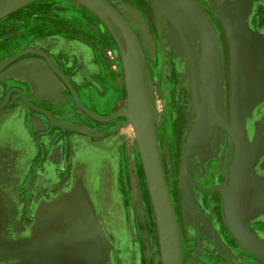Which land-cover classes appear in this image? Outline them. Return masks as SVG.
<instances>
[{
	"label": "rangeland",
	"instance_id": "rangeland-1",
	"mask_svg": "<svg viewBox=\"0 0 264 264\" xmlns=\"http://www.w3.org/2000/svg\"><path fill=\"white\" fill-rule=\"evenodd\" d=\"M108 1L115 6V8L120 12V14L124 17L131 28L136 32L140 39V44L143 45L145 52H149L146 57V61L148 62L147 64H144V83L152 107L158 114V119L156 118V126L158 131L160 151L166 169V178L171 188L173 186L176 187L177 178H179V181L183 186L184 214L186 216L187 222L193 230H203V221L199 217L194 216L190 210L189 197L192 196L196 214H201L202 208L197 203L198 196L201 193H206L210 196L216 195L218 191H220V188L211 187L204 189L200 187L201 174L199 170L203 169V166H201L202 163H204V166H206L208 161L222 160V162L226 164L225 170L227 175H229V173H231V168L228 164L232 163L234 161L233 158H235L236 153L238 155V153L240 151H243V149L244 151L246 149L251 150L252 154L251 156V154L248 153L249 156L244 164H246L248 160L253 157V159L255 160L257 158V161L264 158V136H262L264 135V87H262L260 91L252 93L248 101H245L242 82L243 74L241 72L240 62L238 61L239 63L237 69V62L233 61L232 44L229 40L227 30L223 24V15L219 17V15H217L215 10L212 8V5L208 3L207 0H204L202 6L203 10H206L204 11L213 24L214 20L217 19L216 23L219 27H221L223 35L222 38L221 34L219 33L220 40L218 38L221 51V77L219 80L217 92L218 112L226 122L232 124L233 126L235 125L234 128H236L240 133L241 140L240 142L235 141L228 131L220 128L218 125H214L212 127L211 133L208 136V139L206 141H203L202 143L200 140L203 137L199 140L198 135L199 130L201 129H199V126L197 125V119L202 108V103L200 102L203 101L202 89L204 83V75L197 66V62L201 53V40L199 34H196L194 39L190 42L184 36L179 35L174 30L171 23L161 13L158 12L157 23L161 31V35L163 37V33H166V31H168L170 35V44L176 49L173 53L175 56L174 58L172 56V52H170V49H172L171 45H167L168 43L166 41H164V43H161L157 34L152 31V24L149 23L150 26L149 24L145 26L144 21L140 19L141 16L138 15L136 8V5L139 6L137 2H134L133 0ZM39 2L43 4H49L52 7L53 11L48 14V16L51 17L50 19H57L65 23L62 27V30L56 29L51 32H53L54 34H56L57 32V35H53L57 43V46H55L56 48L54 49L55 51L61 49V51H59L60 53H62V60L60 61V63L68 72L70 79L74 82V84L78 85H80L83 80H85L84 82L89 83V88H91L93 92L102 95V85L98 79L99 68L94 58L95 50H97L98 46H96L97 42L94 41L103 43L101 49V58L107 62L109 68L112 71H114L116 63L120 61L118 47L102 18L94 10L78 0H40ZM145 3L146 6L150 4V6L152 5V7H154L152 0H145ZM224 5L226 8L228 7L227 9H230L234 13L232 18L230 19V22H232L235 27L244 35L243 37L249 36L253 40H260L264 42V0H224ZM38 12L39 13H37V15L49 13L48 9H38ZM16 13H13L12 15ZM77 13L79 15H77ZM83 20L85 22L88 21L89 23H84ZM4 21L5 19L0 21V23ZM26 29L27 28H25V30ZM82 29H84L85 31ZM68 30H73L74 32V40L77 42H75L74 44L79 49V52H77L79 54V57H82L83 59L84 56L89 58V60L87 59L89 61L88 64L90 65H88L89 67L85 68L83 64L69 63L65 50L68 46L66 47V45H64L63 37L61 36L64 32L69 33ZM12 31H14L15 33V29ZM26 31L29 32V28ZM10 33L12 34H6L4 36L9 37L14 34L11 31ZM91 33H93L94 35H92ZM29 35H31L32 38H38L37 34L34 31L30 32ZM85 35L90 38V53L88 52V56L84 52V49H82L83 47L81 48V46L78 44L81 43L83 45L89 46V41L87 42L86 38H83L85 37ZM4 36H2L1 39L4 38ZM91 39L93 40L91 41ZM9 40H7V42L5 43H0V47L11 44V41ZM224 42L227 45V48L229 43V50L226 49ZM59 44L61 47L58 46ZM86 49L88 48L86 47ZM14 50L15 49L10 47L8 50L3 51V53L0 52V56H3ZM73 53L75 52L71 51V53L68 54L70 56L73 55ZM78 63H81V61L79 60ZM182 65L185 66L184 70ZM175 67H180V73L178 72L177 76H175L174 73L176 72L174 71ZM189 68L192 69V71L186 70ZM77 75H79L78 80H76ZM113 80L114 86H116V89H119V96H117L116 98L114 97V105L109 111H107L108 109H105L104 111H97L91 103H88L85 98L82 97V93L78 88L81 101L82 99H84L85 101L83 100V103L94 108L97 112L100 113H111L114 107L116 108V110H127V90L124 81L125 79H123L121 71L116 72ZM195 81L199 85L198 88H195L194 86ZM80 87H82V85H80ZM185 88L189 91L186 92ZM175 94L178 96L175 97ZM63 97L65 99V96ZM61 100L63 99H60V101ZM63 107L66 108V105H64ZM75 108L77 110V113L74 117L73 115H71L69 118L64 117L61 119L70 121V123H63L60 121V124L67 125V127L64 128L69 129V131H72L76 134H86L85 132L88 131L84 130V126L80 122L81 118L79 114H81L82 118L83 115L85 117L88 115H86L76 103ZM174 109L176 110L177 115H174ZM89 118L92 119L91 117ZM118 118V120H120V123L117 126H114L115 123H112V121L116 120H111L108 122H100L95 120V124L98 127H110L112 128V130H117V135L115 134V136H111L109 138V140L111 139L110 142H113V146H111V148L114 150L109 154L111 171L114 175L113 187L111 186L112 179L111 172L109 170L110 166L108 167L106 163L101 162L100 169H98L95 173L98 176L100 175V190L108 200L104 201L103 199L101 200L102 202L99 201V204L102 203L103 207L102 212L100 211V214L98 216L101 221L99 224L100 233L103 237L105 246L108 248L106 251V264H111V262L115 263V261L116 264H150L153 253L154 264H161L157 232L154 225V215L146 191L147 189L145 185V178L143 176V172L141 171L140 156L135 149L134 141L136 135L130 121L126 117L119 116ZM170 118L176 121H180L182 125L180 132L181 137L177 142V145H179L180 148L179 157L181 158L179 160L182 159V155L183 157L186 155V153L188 155L187 168L185 171H183L181 168L179 177L178 166L176 167V170L174 169L170 142L166 137L163 126L159 124L160 120L162 123V121H165V119L169 120ZM92 128V130H97L94 127ZM61 132L63 131L61 130ZM241 132L243 133L241 134ZM89 134L92 133L90 132ZM88 139L91 143L102 142L96 139L93 140V138H90V136L88 137ZM131 145L134 146V150L132 152L135 161V174L140 189L141 199L139 200V205H141L143 208V224L142 222H140L139 214L137 212V203L132 190L130 174L131 172L127 156V151L131 148ZM116 147L117 150L115 152ZM239 155H241V153ZM238 158L242 160V155ZM233 163L234 166H237V168L234 169L235 171L242 168H238L239 164L236 161ZM197 171L199 175L197 174ZM184 177H188L193 181V187L192 185L190 187L187 185L188 183L186 182ZM88 182H86L85 184H87ZM205 185H208V183H205ZM223 186L226 187L225 184ZM77 187L79 190H82L80 184H78ZM111 188H113V198L117 202H119V207L116 204V201L109 199ZM77 204H79V206L81 207H85L87 211V217L92 220V218L94 217V207L91 205L93 203L87 202L85 204L83 201L78 200L76 197L75 206H78ZM75 214H79V212L76 211ZM207 236L212 239L213 235L208 231ZM183 244L185 248L184 257L186 263V261H188L191 257L190 252L193 248V244L191 243V235L189 234L187 227L184 228ZM153 245L154 252L152 251ZM187 247L189 248L187 249ZM147 249L150 250V254L148 257L146 255ZM196 259L197 258L194 256V262L196 261Z\"/></svg>",
	"mask_w": 264,
	"mask_h": 264
},
{
	"label": "crops",
	"instance_id": "crops-1",
	"mask_svg": "<svg viewBox=\"0 0 264 264\" xmlns=\"http://www.w3.org/2000/svg\"><path fill=\"white\" fill-rule=\"evenodd\" d=\"M38 9L52 7L41 2L30 4L23 8L19 22L31 26L38 17L48 22L51 11L37 15ZM49 37L44 43L56 44V39ZM40 44L39 40L26 42L0 56V65L17 51L34 47L44 50ZM71 57L83 61L76 52ZM51 73L42 58L26 54L0 74V264H104L105 244L96 215L103 206L93 199L97 197L100 180L90 179L88 184L94 207L92 220L84 213L75 214L76 195L71 190L75 172L69 168L73 163L67 154L69 144L72 146L75 140H84L96 149L99 145L91 143L88 135L76 134L60 124L59 119L66 117L64 112L74 109V102L69 105L67 92L58 80L50 77ZM53 88L55 98L45 93ZM84 129L91 130L87 125ZM253 175L254 182L244 186L248 206L245 221L250 225L244 239L252 250L238 240L244 253L239 259L241 264H264V245L260 246L264 244V180ZM219 190L226 214L227 190ZM60 198L61 204H55L54 200ZM75 226L91 233L86 235L83 231L89 238L86 245L73 238L71 231ZM257 239L260 243H256ZM153 256L154 253L152 264Z\"/></svg>",
	"mask_w": 264,
	"mask_h": 264
},
{
	"label": "flooded vegetation",
	"instance_id": "flooded-vegetation-1",
	"mask_svg": "<svg viewBox=\"0 0 264 264\" xmlns=\"http://www.w3.org/2000/svg\"><path fill=\"white\" fill-rule=\"evenodd\" d=\"M197 1L200 3L201 6H203L204 0L203 1L202 0H197ZM149 6H150V4L148 5V9L150 11L149 18H148L147 16H145L144 12L136 5L137 13H138V15L141 16L140 19H142L144 21L145 26L147 24L151 23L152 27H153L152 31H154L157 34V36L159 38V41H161V43L162 42L164 43V41H166L168 43L167 45L170 46L171 44H170L169 32L166 31V33H163V37H164L163 38L162 35H161V31L159 29L158 23H157V18H158V12L159 11L156 10L154 7H152V5L150 7ZM23 11L24 10L22 9L21 11L17 12L16 14L7 17L4 22L0 23V43L7 42V40H9V38H10L9 41H11V43L13 41H15V40L20 39L21 36H23V35L28 33V31H26L28 28H29V32L37 31L36 27L38 26L39 22H43V18L42 17H38L39 19L34 21L33 25H31V26H29L28 23L26 24V26H22V23H20L19 21H20L21 16H23L22 15ZM48 11L52 12L53 9L52 10H48ZM47 19H48V23L49 24L51 23L52 25H59L60 26L62 24H65L62 21H59V20L57 21V19L53 20V19H50V18H46V20ZM40 20H42V21H40ZM44 22H46V21L44 20ZM216 22H217V19L214 20V26L216 27V29L218 31V35H219V30H218L219 26L217 25ZM17 26H21V27L15 28ZM149 26H150V24H149ZM25 28H27V29L25 30ZM30 28H31V30H30ZM14 29H15V33H14V31H12ZM10 31L13 32L14 34L9 36V37H7V36L5 37L4 35H6V34H12V33H10ZM68 31H69V33L64 32L61 36L63 37L64 44H65V42H67L66 47L68 45L69 48H72V45H74V43L76 42L74 40L75 36H73L74 35L73 30H68ZM35 33L39 34L37 32H35ZM135 34H136V32H135ZM53 35L54 36L57 35V32H56V34H54L53 32L50 31L46 35H43V34L42 35H37L38 38H36L35 40L38 39L41 42L40 46H42L44 50H41L40 49L41 47L40 48L34 47V48L25 49V50H22V51H17L13 56H11L7 60H5L0 65V67L3 66V65H6L0 71V74L3 73V71L6 70V68H8L11 64L15 63L23 55H26V54H35L37 56L39 55V57L42 58L43 62L50 67L51 72H52L50 74V77L54 78L55 80H58L61 83V86L65 89V92H67L66 96L68 97L67 102L69 103V105L74 102V109L70 108V110L68 112L65 111L64 112V116H66V117L68 116L67 118H69L71 115H73V117H74L75 114L77 113L76 112L77 110L75 108V103L76 102L74 100V97L72 96V93H70L68 91L67 87L63 84V82L58 77V75L53 71L52 65L48 64L49 61L47 62V59L44 56H42L41 54L35 53V52H41V53L47 55L48 57H51L53 59V61H55L56 66L62 72L66 73L67 76L70 78V76L68 75V72L63 68V66L61 65L59 59L57 58V54L58 53H56L57 51L55 52V49H54V48H56L55 46H57L56 45L57 43L56 44L53 43V46L49 45V47H48V45L44 46V42H46V40L48 38H50L49 36L53 37ZM2 36H4V38L1 39ZM28 36L31 37V35H28ZM136 36L139 39L137 34H136ZM89 39L90 38L86 39L87 42L89 41ZM139 42H140V39H139ZM78 44L81 46V48L83 47L82 49H84V52L88 56V52H89V49H90V41L88 42L89 46L83 45L81 43H78ZM8 45H10V44L4 45V46H8ZM141 46L143 48V52L145 54V57H147L149 52H147V51L145 52L144 47H143L142 44H141ZM86 47L88 49H86ZM171 47H172V49H170V52H172V56L175 58L173 53L175 52L176 49L172 45H171ZM28 50H36V51L35 52L26 53ZM228 50H229V43H228ZM24 52H25V54H22ZM87 59L89 60V58L84 56L83 61L81 60V63H78V61L76 62L74 60V58H72L71 55H70L69 58H68V61H69V63H74L75 62L76 64H83L85 66V68H87V67L90 66L88 64L89 61ZM55 64H54V66H55ZM182 67H183V70H184L185 66L182 65ZM190 68L186 69V70H191L192 71V69H190ZM174 71H176L174 73H175V76H177L178 72L180 73V67H178V68L175 67ZM78 79H79V75L76 76V80H78ZM185 91L187 92L189 90L188 89L186 90V88H185ZM45 93H47L48 95H51L53 98H55L54 95L56 93V89L53 88L52 90H48V91L45 90ZM194 95H195V93H194ZM176 96H178V95L175 94V97ZM61 99H63V100H61L60 103L62 101H64V98H61ZM83 105L90 112H92L94 115H96V116H98L100 118H106L108 116L113 115V113L118 111L114 107L111 113H100V112H97L94 108H93L94 111H91L89 109L90 106L87 107L85 103H83ZM102 114H106V115H102ZM79 116L81 118L80 122L82 123V125L84 127L87 125V126H89L91 128V130L84 129L85 131H88V132H85L86 135L90 136V138H93V140L96 139L98 141H102V142L96 143L97 145H99V147L96 149V148L92 147L88 142H86L84 140H80V139L78 141L75 140L72 146L69 144V148L67 150L68 159L70 158V160H72V163H73V165L71 164L72 166L70 165L69 168H72V170H74V172H75L74 173L75 175H72V180H74V181H73L71 190H74L75 195H76L78 200L83 201L86 204L89 201L92 202L91 193H90V186L88 185L89 184L88 181L90 179L95 180L96 178H97V180H100L99 179L100 175L98 176L95 173H96V171L98 169H100L101 162L106 163L108 165V167L110 166L109 170L111 172V179H112L111 186L113 187V185H114V183H113L114 175H113V173L111 171V165H110L111 163L109 162L110 161L109 154L112 153L114 150L111 148V146H113V142H110L111 139L109 140V138L111 136H115L116 131L112 130V128H110V127L101 128V127L96 126L95 119L92 120L88 116L85 117L83 115L85 117L84 120L81 117V114H79ZM61 119H59V121H61L63 123H70V121H65V120H61ZM118 119L116 121H112V123H115L114 126H117L120 123V120H118ZM113 120H115V119H113ZM227 124L229 126H233L232 124H230L228 122H227ZM92 127L96 128L97 130H92L93 129ZM99 129H101V130H99ZM234 129H236V128H234ZM61 130L62 129L60 127V132H61ZM90 132L92 134H89ZM180 134H179V139L181 137ZM116 150H117V147L115 148V152H116ZM179 150H180V148H179ZM240 150H242V149H240ZM183 151H184V149H183ZM246 151L248 152L247 149H246ZM234 156H235V154H234ZM236 158H237V153H236L235 158H233V160H234L233 162H235V161L237 162L238 161V159H236ZM233 162L228 164L229 167L231 168V173H229V175H227L226 170H225L226 164H224V162H222V160H220V161L211 160V161H208L206 166H204V163H202V165H201V166H203V169L199 170V172L201 174L200 187H202L204 189L205 188H211V187H217V188L226 189L227 190V195H226L225 199H227V206L226 207L228 209L227 210V214H225V201L223 200V197H222L220 192H218L216 195H213V196H210V195H208L206 193H201L198 196V198H197V203L202 208L201 209V214L200 213L196 214V212L194 210L192 196L189 197L190 210H191V212L193 213L194 216L199 217L203 221V223H202L203 224L202 225L203 226V228H202L203 230H201V229L199 231L196 230V229L193 230L192 227H190L189 223L187 222L186 216L184 214L183 186L180 183L179 178H177V184L178 185L176 184V186H178L179 196H180L179 219H180V223H181L183 242H184V228L187 227L188 231H189V234L191 235V243L193 244L192 251L190 252L191 253V257L189 258L188 261H186V263H185V257H184V264H241L239 262V259H240V257H242L244 255V253L242 252V250L238 246V242H239L238 241L239 240L238 237H240V236H238V234H236L235 231H236V228L238 226H240V225L244 226L247 230L250 227V225L247 224V222L245 221V214H246V212L248 210V206L246 205V193H247V191L244 189V186H247L249 184L247 182L251 183V181H253V179H252L254 177L253 174H257L258 176L263 178L262 180H264V158L259 159L258 161H257V159L255 160V159L251 158V159L248 160V162L246 164H244V163L242 164V162L239 163L238 168L242 167L241 169H239V171L238 170H236V171L234 170L235 168H237V166H234ZM232 167H233V170H232ZM244 170H246V172ZM178 171H179L178 172V177H179V174H180V171H181V160H179ZM249 171H250L251 174L249 173ZM239 172H241V173H239ZM197 174L199 175L198 171H197ZM243 175H245L244 176L245 178L243 177ZM239 176H241L243 179L239 178ZM237 178H239V180ZM240 179H241V182H244V180L246 182L242 183L243 184L242 185L241 182H240ZM86 182H88V183L85 184ZM205 183H208V185H205ZM78 184H80V187L82 188V190L78 189V187H77ZM224 184L226 185V187L223 186ZM168 185H169V183H168ZM99 186L100 185H98V187ZM173 187H175V186H173ZM173 187L172 188L170 187V190L174 189ZM234 190H236V191H234ZM96 194H97L96 200H95V197L93 198L94 201H96V203L97 202L99 203V201H101L103 199H104V201L107 200L105 195L103 194V192L100 190V187H99V190H98V192ZM77 195H79V196H77ZM76 197H74V199H76ZM83 199H85L87 201H85ZM109 199L116 201L113 198V188H111V194L109 196ZM234 199H235V201H234ZM61 200L62 199L60 198L59 200H54V202L56 204V201H58V203H59L58 205H60L61 204L60 203ZM195 202H196V200H195ZM100 204L103 206L102 203H100ZM116 204L119 207V202L116 201ZM77 205H78V207L75 206V209H77V208L78 209L75 210V213L77 211V212H79V214H82V213L86 214L87 211H86L85 207L84 206L81 207V206H79V204H77ZM234 205L237 206V212H238V215L240 216L239 217V221H236V220L233 219L234 215H232V207ZM97 214L99 216V214H100L99 210L96 211V215ZM181 216H182V218H181ZM203 218L206 219V221ZM207 223H209V225L216 231V233L218 234L220 239L216 238V235L210 230V228L207 225ZM208 231L212 233V235H213L212 239H210L207 236V232ZM152 247L154 248V245ZM190 247H192V246H190ZM188 248L189 247H187V249ZM107 249L108 248L105 246V255H106ZM183 249H185V248H183ZM184 253H185V250H184ZM194 256L197 258L195 262L193 260ZM104 264H106V260L104 261ZM111 264H116V261H115V263L111 262ZM150 264H152V262H150ZM153 264H154V256H153Z\"/></svg>",
	"mask_w": 264,
	"mask_h": 264
},
{
	"label": "bare ground",
	"instance_id": "bare-ground-1",
	"mask_svg": "<svg viewBox=\"0 0 264 264\" xmlns=\"http://www.w3.org/2000/svg\"><path fill=\"white\" fill-rule=\"evenodd\" d=\"M40 0H37V1H34L30 4H33V3H38ZM106 4H108V6L110 7V9H105L103 7H101V11H103L107 16H112L114 19H118L116 17V15H118L120 17L121 20H123L127 25L128 27L130 28V30L132 31L133 35L135 36L137 42H138V45L140 47V50H141V53H142V58H143V64H147L148 61H146V57H145V54L143 52V48L139 42V39L137 38L135 32L133 31V29L131 28V26L127 23V21L124 19V17L119 13V11L108 1V0H103ZM134 2H137L139 4V8L144 12L145 16H147L149 18V14H150V11L148 9V6H146V3H145V0H133ZM208 3H210L212 5V8L215 10L216 14L219 15V17H221L223 15V19H226V20H230L233 16V12L230 10V9H227L224 5V1L223 0H207ZM72 2V1H70ZM195 4L196 6L198 7V10L202 11V13H205V11L203 10V7L200 5V3L195 0ZM152 3L154 5V7L167 19L169 20V22L171 23L172 27L174 28V30L181 36H184L185 38H187L190 42L194 39V37L196 36V34H199L200 36V40H201V32L199 29H197L196 27L199 26V23L201 22V19H200V16L198 15V12H195V16L193 13L190 12V10L184 5V3H182L183 5H179L176 4V2H174L173 0H152ZM232 3V2H231ZM30 4L26 5V6H29ZM224 5V6H223ZM26 6L22 7V8H19L17 10H15L14 12L8 14L7 16H5L6 18L11 16L13 13H16V12H19L21 11L23 8H25ZM78 9V8H77ZM76 9V10H77ZM192 9V8H191ZM75 10V11H76ZM186 10H189L186 11ZM80 11V9H79ZM96 11V10H95ZM113 11V12H112ZM25 13V12H24ZM116 15H115V14ZM251 13V12H250ZM190 14V15H189ZM77 15H79L77 13ZM100 15V14H99ZM173 18V20L175 22H177L176 20H178V22H180L178 24H176L174 22V24L171 22V18ZM23 17V16H22ZM77 17V16H76ZM245 17V16H244ZM4 18V19H6ZM81 18V17H79ZM84 18V17H83ZM26 19V18H25ZM85 19V18H84ZM176 19V20H175ZM103 20V18H102ZM243 20V19H242ZM2 21V20H1ZM58 21V20H57ZM56 21V22H57ZM104 21V20H103ZM118 21V20H117ZM203 21V20H202ZM234 21V20H233ZM84 23L88 22V21H84ZM89 23V22H88ZM105 23V22H104ZM112 24L114 25V28L118 31V33L120 34V36L122 37L121 33L119 32V29L117 28L116 24L112 21ZM213 24V23H212ZM224 24V23H223ZM17 25V24H16ZM105 25L107 26V24L105 23ZM197 25V26H196ZM237 25V24H236ZM22 26H26V24H23ZM64 24L63 25H52L51 23L49 24L48 22H39L38 23V26L36 27V30L35 32L39 33L37 35H46L48 32L50 31H54V30H62ZM17 27H21V26H17ZM16 28V27H15ZM77 28V27H76ZM108 28V26H107ZM213 28L214 30L216 31L217 33V37L219 38V35H218V31L216 29V27L214 26L213 24ZM223 28V26H222ZM78 29H81V28H78ZM232 31L235 32V34H237L236 30L233 29L231 27ZM84 30V29H82ZM109 32L111 33L117 47H118V50H119V54H120V61L116 63V66L114 68V71H112L107 62L104 61L102 58H101V49H102V45L103 43L102 42H99V41H94V42H97L96 46H98L97 50H95V60H96V63L98 65V68H99V72H98V79H99V82H101V85H102V95L96 93V92H93L89 85V83H86L84 82L85 80H83V82L80 84L82 85V87H80V85L78 84H74V82L72 80H70V78L67 76L66 73L62 72L55 64V61H53V59L51 57H49L53 64H55L56 68L59 70V72L61 73V75H63V77L58 74V72L53 68V71L59 76V78L62 80V82L66 85V87L68 88V90L70 91L71 93V90L69 88V85L67 84L70 83L71 87L74 89L78 99L80 100V102L83 104V102L86 100L88 103H91L93 105V107L97 110V111H104L105 109H108L107 111H109L110 109H112L114 103V97L116 98L117 96H119V89L117 88L116 89V86H114L113 84V77L116 75V72L117 71H121V74L123 75V79H125V84H126V90H127V83H126V72H125V67H124V60H123V57H122V53H121V50L118 46V43L116 42V39L114 37V35L112 34V32L110 31V29L108 28ZM219 33L221 34V37L223 38V35H222V29L221 27H219ZM85 31V30H84ZM228 31V30H227ZM243 32V31H242ZM30 34V32H28L27 34L21 36L20 39L18 40H15L13 41L10 45L8 46H2L0 47V52L3 53V51H6L8 50L10 47H12L13 49H16L18 47H21V46H24V44L28 41H31V40H35L36 37H29L28 35ZM92 35H94L93 33H91ZM228 34H231V33H228ZM229 37V40H230V35L228 36ZM231 37H233V39L235 38L234 40V43H236V48L234 47L233 51H232V55H233V61H236L237 60V69H238V61L240 62V67H241V72L243 74L242 76V82H243V95H244V98H245V101H248L249 97L251 96V93H255L257 91H260L262 87H264V43L263 41H260V40H253L252 38H250L249 36L248 37H241L239 34L238 35H231ZM83 38H88L86 35L85 37ZM123 39V38H122ZM225 39V38H224ZM93 39H91L92 41ZM220 40V39H219ZM224 45L226 46V49L227 48V45L225 44L224 42ZM44 46H47L45 43H44ZM60 46V44L58 45ZM95 46V45H94ZM202 46H203V42L201 40V53H202ZM49 47V46H48ZM61 47V46H60ZM73 49H70L69 47H67L65 50H66V53H67V57L69 58V54L71 51L73 52H79V49L78 47L74 44L73 45ZM95 49V48H94ZM38 50V49H37ZM70 50V51H69ZM61 51V49H59L57 52ZM56 52V51H55ZM56 52V53H57ZM28 53V52H26ZM37 53V52H35ZM200 53V56H199V59H198V62H197V66L201 68V71L203 69H206V73H209V63L208 61H202L200 63V58H201V54ZM22 54H25L22 53ZM39 56V55H38ZM42 57V56H41ZM57 58L59 59V61L62 60V53H58L57 54ZM48 62V60H47ZM48 64L50 65V63L48 62ZM84 74V72H83ZM239 74V73H238ZM239 78V77H238ZM67 81V82H66ZM211 82V84H210ZM212 84H214V79H213V75H212V78L210 80V78H207L206 80V83H205V86H203V93H205V102H204V105H203V110H202V113L199 114L198 116V119H197V125L199 126V129H201V133L203 134L206 130V133L205 135H203V138L199 140L203 143V141H206L208 139V136H209V133L208 130H209V127L211 124H223L225 125V127L229 130H231L233 133V137L235 138V141L237 142H240L241 138H240V133L234 129L233 127L235 126H229L227 124V122H225L222 117L220 116V119H218V116H217V113H216V98H215V89H214V85L212 87ZM195 88H198L199 85L198 83L195 81ZM78 88L80 89L81 93H82V97L85 98L80 99V95H79V91H78ZM264 90V88H263ZM214 91V92H213ZM254 91V92H253ZM264 92V91H263ZM262 92V93H263ZM128 93V90L127 92ZM255 97V96H254ZM73 98V97H72ZM202 98V97H201ZM243 98V99H244ZM202 101V99H201ZM203 102V101H202ZM200 102V103H202ZM262 103V102H261ZM131 104V103H130ZM129 104V110L128 112H133L132 110V105L130 106ZM149 105V104H148ZM254 105V104H253ZM202 106V104H201ZM259 106V105H258ZM109 107V108H108ZM243 107V106H242ZM250 107V106H249ZM80 108V107H79ZM252 108V107H251ZM81 109V108H80ZM242 109V108H241ZM240 109V110H241ZM247 109V108H246ZM82 110V109H81ZM149 110H150V113L152 115V118H153V114H154V111L152 110V107L150 108L149 107ZM237 110H238V107H237ZM245 110V108H244ZM86 115H88L89 117L92 118V116H90L89 114H87L84 110H82ZM153 112V113H152ZM201 112V111H200ZM174 115H177L176 114V110L174 109L173 111ZM241 113V111H240ZM114 114V113H113ZM238 114V113H237ZM252 114V113H251ZM254 115V114H253ZM252 115V116H253ZM240 116V115H238ZM156 118L158 119V114L156 112ZM241 118V117H239ZM260 118V117H259ZM94 119V118H92ZM131 124L134 126V123L133 121L130 119V118H127ZM178 119V118H176ZM249 119V118H248ZM241 120V119H240ZM256 120V119H255ZM258 120V119H257ZM220 121V122H219ZM251 121V120H250ZM249 121V122H250ZM259 121V120H258ZM240 122V121H239ZM242 122V121H241ZM211 123V124H210ZM159 124L163 126L164 128V132L166 134V137L168 139V141L170 142V149H171V155H172V160H173V163H174V169L176 170V167L179 165V154H180V150H179V145H177V142H178V139H179V134H180V131H181V122L180 121H176V120H173V119H165V121H162L161 123V120L159 121ZM221 124V125H222ZM155 125V130H156V137H157V142H158V148H159V153H160V157H161V162H162V167H163V172H164V178H165V182H166V187H167V191H168V195H169V198H170V201H171V204H172V207H173V210H174V213H175V216H176V219H177V223H178V227H179V230H180V239H181V251H182V264H184V244H183V236H182V229H181V223H180V219H179V206H180V196H179V189H178V186L174 187V189L170 190V187L168 185V180L166 178V169H165V164L163 162V158H162V155H161V151H160V145H159V139H158V131H157V126H156V122L154 123ZM221 125L219 126L220 128ZM250 125V124H249ZM246 127V126H245ZM251 127V126H250ZM259 128V127H258ZM223 129V128H222ZM131 130V129H130ZM254 130V129H253ZM254 132V131H253ZM243 132H241L242 134ZM136 135V138H135V149L137 150V152L139 153V156H140V160H141V171L143 172V176L145 178V185H146V191H147V195H148V198H149V202H150V205H151V208H152V211H153V215H154V225H155V228H156V232H157V239H158V245H159V252H160V259H161V264H163L162 262V256H161V250H160V243H159V237H158V226H157V219H156V213H155V208H154V204H153V200H152V196H151V192H150V187H149V183H148V178H147V174H146V170H145V166H144V161H143V157H142V153H141V149H140V144H139V141H138V136L137 134ZM258 135V134H257ZM264 136V135H262ZM195 139V138H194ZM250 139V138H249ZM194 141V140H193ZM250 141V140H249ZM260 142V141H259ZM206 143V142H205ZM247 143V142H246ZM187 147V146H186ZM195 147V146H194ZM199 148V147H198ZM243 149V148H242ZM134 150V146L131 145V148L127 151V156H128V163H129V168H130V174H131V182H132V190H133V195L135 197V200H136V203H137V209H138V214H139V218H140V222H142L143 224V208L140 204V189H139V185H138V180H137V177H136V174H135V161H134V158H133V151ZM251 150L248 149V152L249 154H251L250 152ZM259 151V150H258ZM248 152L244 149L243 151H240L237 155V163H241L242 164L246 161V159L248 158L249 154ZM257 152V151H256ZM241 153L242 155V160L240 158H238L239 155ZM254 154V153H253ZM252 155V154H251ZM261 155V154H260ZM254 158V157H253ZM256 158V157H255ZM257 159V158H256ZM182 164H183V155H182V159H181V168H182ZM256 164V163H255ZM259 166V165H258ZM239 171V169H238ZM243 171V170H242ZM246 172V170H244ZM241 173V172H239ZM244 173V172H243ZM250 173V171H249ZM245 174V173H244ZM251 174V173H250ZM238 175V174H237ZM240 175V174H239ZM249 175V174H248ZM245 175H243L244 177ZM239 178H242L241 176H239ZM239 178H237L239 180ZM245 178V177H244ZM243 179V178H242ZM251 179V178H250ZM254 179V178H252ZM240 182H241V179H240ZM244 182H246L244 180ZM244 182H241L244 183ZM252 182V181H251ZM254 182V181H253ZM252 182V183H253ZM187 185L190 187L192 184H193V181L190 179V178H187ZM256 183V182H255ZM243 185V184H242ZM241 185V186H242ZM258 185V184H257ZM256 185V187H257ZM260 185V184H259ZM263 185V184H261ZM193 187V185H192ZM261 187V186H260ZM241 188V187H240ZM234 189V188H233ZM263 189V188H262ZM236 191V190H234ZM264 193V190L262 191ZM236 196V195H235ZM237 198V197H236ZM235 201V199H234ZM233 205V204H232ZM236 205V204H235ZM233 206L232 207V215H234V220L236 221H239V215H238V212H237V206ZM231 210V209H230ZM243 214V213H242ZM204 219V218H203ZM206 221V219H204ZM78 225V223H76ZM75 224V225H76ZM207 225L209 226L210 230L216 235V238L218 239L219 236L218 234L216 233V231L209 225V223H207ZM237 226V225H236ZM81 227L79 226H75L74 229L71 231L72 233V236L73 238L77 241V243H82L81 245L83 244H87V238L88 236L85 237V234L83 233V231H85L86 235H90L91 233H87L89 232L88 230L86 231L85 229L82 231L80 229ZM70 233V234H71ZM145 235V234H144ZM252 236V235H251ZM220 239V238H219ZM255 239V238H254ZM253 239V240H254ZM89 240V238H88ZM256 240V239H255ZM254 240V241H255ZM253 241V243H254ZM256 243H260L257 239V242ZM262 243V242H261ZM256 245V244H255ZM262 245L264 244H261V248L263 247ZM260 246H258L260 248ZM53 249V248H52ZM56 249V248H55ZM90 249V248H89ZM59 250V248H58ZM97 250V249H96ZM57 251V249H56ZM55 251V252H56ZM33 252V251H32ZM31 252V253H32ZM59 252V251H58ZM57 252V253H58ZM95 252V251H94ZM35 253V252H34ZM90 253V252H89ZM146 255L147 257L149 256L150 254V250L147 249L146 251ZM95 254V253H94ZM37 255V254H36ZM41 258V257H40ZM46 258V257H45ZM44 259V258H43Z\"/></svg>",
	"mask_w": 264,
	"mask_h": 264
},
{
	"label": "water",
	"instance_id": "water-1",
	"mask_svg": "<svg viewBox=\"0 0 264 264\" xmlns=\"http://www.w3.org/2000/svg\"><path fill=\"white\" fill-rule=\"evenodd\" d=\"M34 1L37 0H0V21L6 18L5 16H7L8 14ZM78 1L84 3L92 10L94 11L96 10L95 12L98 15L100 14L99 16L103 18L104 22L107 24L108 28L114 35L116 42L118 43V46L121 50L122 57L124 60V67L126 72V83L128 90L127 93L128 109L118 110L111 116H108L106 118H100L84 107V105L78 99L74 89L67 81L66 82L69 85L72 96L74 97V100L77 103V105L87 114L92 116V118H94L95 120L101 122H108L118 118L119 116H124L126 118H130L133 121L134 126L132 124L131 125L134 129L135 134H137L138 136V141L140 144V149L148 178L150 192L155 208L162 262L163 264H182L180 230L168 195L166 182L164 178V172H163V167H162V162H161V157H160L158 142L156 137V130L154 125V123L156 122V111L152 107L151 101L148 97V93L145 87L144 64H143V58L140 47L128 25L123 20H121L118 15L114 13L118 18L117 21L112 16H107L103 11H101V7L108 10L110 9L108 4H106L103 0H78ZM173 1L176 2V4L179 3L180 5H183L182 3H184V5L190 10L191 13L194 12L193 14L195 15V12H198V15L200 16L201 22L199 23V26L196 25L197 26L196 28L199 29L201 32L200 35H201V40L203 42L200 63L205 60L208 61L209 73H206V69H203L201 71L200 67L199 70L204 75L203 86H205L207 78H210L211 80L213 75L214 84H212V87L214 85L215 98L217 104L218 84L221 77V51H220V43L217 37V33L214 30L213 24L210 21L207 14L205 15L204 13H202V11L198 10V7L195 4L196 3L195 0H173ZM189 10L186 11L189 12ZM171 19H172L171 22L174 24L175 21L173 20V18ZM222 20L224 22V26L226 30H228L227 33H231L228 34V36L230 35V41L232 44V51H233L234 47L236 48L235 45L236 43H234L236 37L233 39L231 35L239 34L241 37H243L244 35L235 27V25L232 22H230V20L228 21L226 19H223V17ZM112 21L116 24L122 37L120 36L118 31L114 28ZM176 21H177L175 22L176 24L178 25L181 24L180 22H178V20ZM231 27L236 30L237 34H235V32L232 31ZM35 51L36 50H28L27 52L29 53ZM37 53L44 56L52 65V67L58 72V74L61 75V73L57 70V68L54 66V64L47 55L41 52H37ZM235 62H237V60ZM5 66L6 65L1 66L0 71ZM61 76L63 77V75ZM204 102H205V93H203V102H202V108L200 114L202 113ZM129 104L130 106L132 105L133 112L131 113L128 112L130 108ZM149 107L150 108L152 107V110L154 111L153 118L150 113ZM216 107H217L216 113L218 119H220V115L218 112V104L216 105ZM221 124H217V123L211 124L207 133L209 134L211 133L212 127L214 125L220 126ZM221 127L226 131H228L231 134L232 138L235 140V138L233 137V133H231L232 131L227 129L226 128L227 126L225 127V125L222 124ZM203 132L204 133L202 134L201 130H199V134H198L199 138H202L203 135H205L206 130ZM187 160H188V155L186 153V155L183 157V164H182L183 171H185L187 168ZM184 178L187 182L188 177H184ZM227 210L228 209L226 207V214H227ZM235 233L238 234V236H240L238 237V239L243 244V246L246 248H250L251 251L252 250L251 247L250 246L248 247V245L246 244V240L244 239V236L248 233V230L244 226L240 225L236 228Z\"/></svg>",
	"mask_w": 264,
	"mask_h": 264
}]
</instances>
